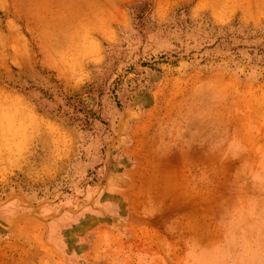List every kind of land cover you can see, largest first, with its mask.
<instances>
[{
	"label": "rangeland",
	"instance_id": "374dc122",
	"mask_svg": "<svg viewBox=\"0 0 264 264\" xmlns=\"http://www.w3.org/2000/svg\"><path fill=\"white\" fill-rule=\"evenodd\" d=\"M264 264V0H0V264Z\"/></svg>",
	"mask_w": 264,
	"mask_h": 264
},
{
	"label": "crops",
	"instance_id": "0c3cea01",
	"mask_svg": "<svg viewBox=\"0 0 264 264\" xmlns=\"http://www.w3.org/2000/svg\"><path fill=\"white\" fill-rule=\"evenodd\" d=\"M153 264H167V260L164 261V258H160L158 261L154 262Z\"/></svg>",
	"mask_w": 264,
	"mask_h": 264
}]
</instances>
